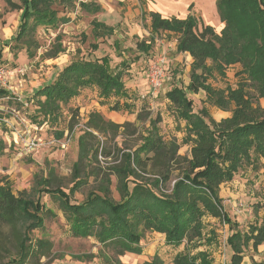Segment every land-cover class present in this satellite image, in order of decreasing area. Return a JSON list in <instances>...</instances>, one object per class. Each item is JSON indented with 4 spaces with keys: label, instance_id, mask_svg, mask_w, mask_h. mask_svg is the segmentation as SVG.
Wrapping results in <instances>:
<instances>
[{
    "label": "trees",
    "instance_id": "trees-1",
    "mask_svg": "<svg viewBox=\"0 0 264 264\" xmlns=\"http://www.w3.org/2000/svg\"><path fill=\"white\" fill-rule=\"evenodd\" d=\"M74 1L21 0L18 4L6 0L12 9L22 10L17 41L27 43V50H31V30L38 25L57 26L69 21L66 16H58L55 5H70ZM80 5L88 11L101 8L84 1ZM216 5L224 23L219 33L194 14L180 18L151 10L148 12L151 37L148 41L137 42V48L147 52L156 34L168 32L175 36L177 51L192 57L189 83L174 85L165 93L176 108L177 117L185 121L183 142L190 144V155L180 154L181 144L160 133L158 118L151 120L142 143L134 150L124 151L114 165L93 169L97 171L96 185L83 202L71 200V195L83 185L80 180L67 192L60 187L50 188V178L40 177L33 189L37 197L33 198L25 189L15 194L9 181L0 178V227L7 226L17 232L19 256L10 262L22 264L30 252L47 256L52 250V241L43 238L33 241L31 236L34 230L44 226L49 210L44 201L46 194L57 198L74 236L95 237L100 243L98 255L78 256L88 257V264H124L121 257L126 253H143L142 240L148 231L163 234L165 242L171 246L187 243L175 253L172 264H214L207 250L195 253L189 250L195 240L200 245L212 241L204 231L206 216L229 226L225 237L227 264H242L246 249L253 246L257 251L258 246L264 244V217L251 222L247 231H243L240 223L226 211L220 194L221 186L234 178L244 162L264 158V107L260 102L264 99V0H217ZM94 30H104L106 35L113 33L112 26L99 21L94 22ZM63 50L58 45L49 58L58 57ZM235 64L242 66L241 74L245 76L237 87H213L209 76L214 71L224 75L226 68ZM124 65L128 63L122 60L120 66L112 67L108 55L95 60H71L52 82L33 95L35 121L57 124L71 100L82 89L92 86L99 89L102 98L116 97L112 109L130 108L131 95L124 82ZM201 91L206 93L208 101L231 115L216 121L206 108L195 112L190 95ZM6 96L10 93L0 87V97ZM68 110L75 119L76 109L69 107ZM141 119L139 115L138 120H144ZM87 126L89 130L79 137V160L74 164V172L78 175L83 164L98 161L99 154L105 157L111 154L105 149L99 153L95 132L107 136L121 125L94 112ZM62 135L60 133V137ZM6 148L0 135V154ZM113 177L119 199L113 196ZM171 180H174L171 190L165 191ZM95 257L98 261L91 263ZM252 260L254 264H264V260ZM136 264L167 263L156 253Z\"/></svg>",
    "mask_w": 264,
    "mask_h": 264
},
{
    "label": "rangeland",
    "instance_id": "rangeland-1",
    "mask_svg": "<svg viewBox=\"0 0 264 264\" xmlns=\"http://www.w3.org/2000/svg\"><path fill=\"white\" fill-rule=\"evenodd\" d=\"M13 1L21 4V0ZM81 1L100 5L101 8L97 11L85 10L80 5ZM216 2L217 0H76L70 5L58 3L55 5L58 16H66L69 21L60 22L57 26L38 25L36 29H32L29 36L32 41L31 50H27V43L17 41L22 10L12 9L6 0H0V66L11 71L19 68L25 70L24 74L18 73L11 77L9 83L14 90L9 92L10 96L0 97V135L7 144L5 151L0 154V178L9 181L15 194L25 189L33 198L37 197L33 189L40 177L50 178V188L60 187L67 192L80 180L83 185L71 195V200L83 202L96 185L97 171L93 172V169L114 165L124 151L134 150L142 143L151 120L158 118L160 133L166 139L175 138L181 144L179 153L189 156L191 146L183 142L186 134L185 121L177 117L176 108L165 93L174 85L189 83L192 57L177 51L175 38L171 33L156 34L153 46L147 52L140 51L137 42L148 41L151 37L148 14L151 10L159 11L164 16L182 17L187 13L194 14L219 33L224 23L217 12ZM95 21L112 26L113 33L106 35L104 30L96 32ZM58 45L64 50L58 57L49 58V54ZM104 55L110 57L112 67L120 66L122 60L128 63L122 68L126 71L124 82L130 87V108L114 110L110 100L92 92H82L88 89L85 87L63 109V116L57 124L35 121L33 116L37 112L33 95L36 90L52 82L59 70L71 60H95ZM161 56L167 59L164 65L166 79L162 88L152 94L147 84V71L149 65ZM241 70L242 66L235 64L227 67L224 75L214 71L209 76V82L217 89L236 88L245 77ZM190 97L193 99L195 112L206 108L216 121L231 115L229 111L221 110L208 101L204 91L191 94ZM260 102L264 107V99ZM69 107L76 109L74 113L77 111L78 115L75 119H72ZM94 112H100L107 120L121 126L115 131H109L107 136L95 132L99 153L105 149L111 154L107 157L99 154L98 161L93 160L91 164L88 161V168L87 164H83L78 175L74 172V164L79 160V137L89 130L87 121ZM139 115H142L143 121L138 120ZM60 133H63L61 137ZM25 136L39 138L40 147L28 152L24 148ZM173 182L171 180L167 184L165 191L171 190ZM227 185L237 196L225 197V209L231 215L234 208L238 210L237 215L244 219V228L264 217V158L244 162L225 187ZM112 189L113 196L119 199L115 177ZM44 201L49 209L45 214L44 226L34 230L31 236L33 241L41 238L52 241L53 248L47 256L30 252L22 264H88V257L82 259L78 256L88 253L98 255L100 243L95 237H76L71 233L70 225L55 196L46 194ZM204 223L206 237H210L212 243L208 241L200 245L195 240L189 250L195 253L208 249L210 255L217 259L216 264H227L224 249L227 225L218 219L207 221L206 217ZM142 244V254L126 253L121 257L122 263L136 264L158 253L167 264H172L175 253L187 243L184 242L180 247L171 246L165 242V236L148 231ZM18 256L17 232L7 226L0 227V264H7L18 259ZM98 259L95 257L91 263Z\"/></svg>",
    "mask_w": 264,
    "mask_h": 264
},
{
    "label": "built area",
    "instance_id": "built-area-1",
    "mask_svg": "<svg viewBox=\"0 0 264 264\" xmlns=\"http://www.w3.org/2000/svg\"><path fill=\"white\" fill-rule=\"evenodd\" d=\"M166 57L161 56L156 62L149 65L147 71V81L149 84V88L152 94L157 93L161 88L166 79L165 68L164 65L166 63ZM24 69H17L16 71H11L7 69L5 66H0V87L6 89L8 92H12L13 86L10 85V79L15 74L18 73L24 74ZM41 145V141L39 138H31L30 136L24 137V148L28 152H33L37 150Z\"/></svg>",
    "mask_w": 264,
    "mask_h": 264
},
{
    "label": "crops",
    "instance_id": "crops-1",
    "mask_svg": "<svg viewBox=\"0 0 264 264\" xmlns=\"http://www.w3.org/2000/svg\"><path fill=\"white\" fill-rule=\"evenodd\" d=\"M154 11H156V10H154ZM159 12V11H158ZM218 12V11H217ZM190 13H187L186 15H184V16H182V17H180V18H185V17H187L188 15H189ZM164 16V15H163ZM179 17V16H178ZM220 17V16H219ZM168 33V32H167ZM173 35V34H172ZM174 38H175V36H174ZM174 43H175V45H176V39H174ZM188 54V53H187ZM148 84V83H147ZM126 85V84H125ZM149 85V84H148ZM126 87L128 88V90H129V93H130V87L128 86V85H126ZM134 88H135V86H134ZM134 88H133V90H134ZM86 91H88V92H92V93H95V94H97V95H99V89L96 87V86H92V87H88V89L86 88L85 90H83L82 92H86ZM108 100H110L111 102H113V103H115V101L117 100L116 99V97H110ZM123 101V100H122ZM231 183H233V182H231ZM225 184H227V183H225ZM225 184H223L222 185V189H221V196L224 198V200H225V197L227 198V197H230V195H235V196H237V193L234 191V190H231V188L229 187V185H227V187H225ZM223 187H225L224 189H223ZM232 197V196H231ZM237 214H239L238 213V210H236L235 208H234V213H232V218L233 219H235V220H237L239 223H240V228L243 230V231H247V228H248V226L246 227V228H244V225H243V222H244V219L242 218V216L241 215H237ZM215 218H213V217H211V216H206V220L207 221H212V220H214ZM213 228V227H212ZM228 229H229V226L227 225V228L225 229L227 232H228ZM217 231V230H216ZM155 233H158V232H155ZM158 234H161V233H158ZM162 236H164L163 234H161ZM164 238V237H163ZM224 249H225V244H224ZM207 251H208V249H206ZM209 252V251H208ZM212 257H213V259H214V264H216V262H217V259L213 256V255H211ZM252 259H255V260H257V261H262V260H264V244H261V245H259L258 246V249H257V251H254V248H253V246H250L248 249H246L245 250V252H244V258H243V262H242V264H254L253 263V260Z\"/></svg>",
    "mask_w": 264,
    "mask_h": 264
}]
</instances>
